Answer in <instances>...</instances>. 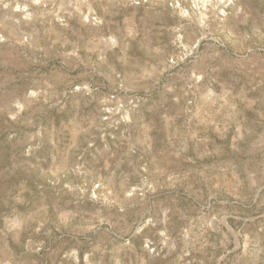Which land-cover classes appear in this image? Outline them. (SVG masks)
Returning a JSON list of instances; mask_svg holds the SVG:
<instances>
[{"label": "rangeland", "instance_id": "rangeland-1", "mask_svg": "<svg viewBox=\"0 0 264 264\" xmlns=\"http://www.w3.org/2000/svg\"><path fill=\"white\" fill-rule=\"evenodd\" d=\"M0 264H264V0H0Z\"/></svg>", "mask_w": 264, "mask_h": 264}]
</instances>
